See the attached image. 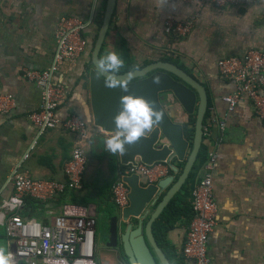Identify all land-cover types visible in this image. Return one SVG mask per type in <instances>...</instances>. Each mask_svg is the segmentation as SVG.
<instances>
[{"label":"crops","instance_id":"0c3cea01","mask_svg":"<svg viewBox=\"0 0 264 264\" xmlns=\"http://www.w3.org/2000/svg\"><path fill=\"white\" fill-rule=\"evenodd\" d=\"M104 9L103 0H0V94L15 100L14 109L0 115V246L7 252L10 247L3 226L7 213L1 205L14 195L8 179L21 162L33 178L63 180V165L74 147L82 144L88 164L78 196L93 194L115 179L108 164L103 163L106 136L92 125L87 79L92 69L96 21ZM62 16L94 21L86 32L90 50L76 62L64 64L55 76V82L64 84L69 95L57 116L61 120L70 114L76 116L90 129L89 139L62 130L39 136L28 117L39 109L41 92L24 80V72L51 66L56 24ZM191 16L196 21L189 36L175 38L163 33L164 20ZM102 49L100 57L107 51L126 52L133 69L157 61L172 62L205 86L209 105L204 124L209 133L203 136L202 144L217 157L214 190L218 215L208 241L211 264H264V121L248 101L229 112L222 98L236 86L222 78L217 69L221 58L242 55L249 49L264 50V0L243 9L221 10L180 1L117 0ZM176 114L179 121H188V127L194 128L196 112L188 116L179 107ZM221 121L226 124L223 131ZM206 157L198 154L184 183L182 193L188 202L205 173ZM173 174L175 178L179 175ZM99 211L106 218L110 212ZM188 225L183 214L179 215L160 241L171 264H193L182 255Z\"/></svg>","mask_w":264,"mask_h":264},{"label":"built area","instance_id":"2783aa9c","mask_svg":"<svg viewBox=\"0 0 264 264\" xmlns=\"http://www.w3.org/2000/svg\"><path fill=\"white\" fill-rule=\"evenodd\" d=\"M183 2L197 7L215 9H243L257 0H166ZM196 17L182 20L166 19L163 33L175 38L189 36L193 32ZM94 21L84 22L74 16H62L55 29L56 51L51 66L42 71L27 70L24 80L34 85L41 92V103L37 111L29 114V120L37 128L39 136L51 130H62L76 138H90V129L76 116L70 114L61 120L57 113L68 100V90L64 84L55 82V76L66 63H74L86 55L91 42L86 32ZM219 75L235 83V90L225 95L222 100L229 112L242 101H248L254 107L256 115L264 121V50L249 49L242 55H233L217 61ZM15 107L11 95L0 94V115H8ZM225 122L219 123L220 130L225 129ZM209 128L203 125V136ZM88 138V139H89ZM29 156L26 157V160ZM172 162L163 161L146 165L140 159L121 165L117 157L115 179L109 187L111 202L117 212L128 207L129 188L124 177L136 175L144 187L157 184L172 173ZM24 161L15 167L8 182L14 189L12 197L22 203L11 208L2 203L7 217L3 223L8 245L14 264H53L61 259L66 264H98L96 250V218L98 204L94 195L89 203L80 202L83 177L88 159L83 145L77 144L70 158L62 167L63 180L36 179L24 171ZM217 157L214 151L208 153L205 173L192 189V218L188 225L182 255L191 259L193 264H211L208 252L209 235L217 223L218 204L214 190V171ZM69 193L77 198L70 201ZM11 197V198H12ZM10 198V199H11ZM26 198H32L40 206L29 211ZM97 198V197H96ZM10 199L8 201H10Z\"/></svg>","mask_w":264,"mask_h":264},{"label":"water","instance_id":"95a60500","mask_svg":"<svg viewBox=\"0 0 264 264\" xmlns=\"http://www.w3.org/2000/svg\"><path fill=\"white\" fill-rule=\"evenodd\" d=\"M117 0H106L103 22L97 34L92 55V69L87 79L92 125L102 134L109 135L113 128L120 97H140L163 113L158 123L135 142L126 143L123 153H117L121 165L133 163L134 159L146 165L172 162V170L179 173L146 187L139 177H124L129 188L130 204L121 213L115 208L107 214L108 230L104 249H119L130 264H171L154 234V223L170 201L182 188L197 160L202 140L205 115L208 111V93L205 86L186 70L172 62H152L131 70L126 92L106 87L105 77L96 70L95 61L101 50L115 11ZM126 73V72H125ZM124 74H116L123 78ZM158 77V83L153 78ZM196 120L192 139L188 137L187 122L177 118L178 108ZM177 162L184 163L183 168ZM180 171V172H179ZM117 254V253H116ZM119 256V255H118Z\"/></svg>","mask_w":264,"mask_h":264},{"label":"clouds","instance_id":"9594fccd","mask_svg":"<svg viewBox=\"0 0 264 264\" xmlns=\"http://www.w3.org/2000/svg\"><path fill=\"white\" fill-rule=\"evenodd\" d=\"M96 70L105 77L106 87L117 88L126 92L128 81L133 77L131 70L127 71L123 78L116 73L123 67L124 61L118 50L107 51L95 61ZM159 78L154 77L153 82L158 83ZM163 113L153 108L140 97L123 95L120 97L116 115L113 117L114 128L104 139V146L110 153H123L126 143L135 142L138 138L147 134L148 130L162 118ZM22 201L12 197L5 204L11 208L19 206ZM0 264H14L11 253L5 247L0 246ZM53 264H66L61 259Z\"/></svg>","mask_w":264,"mask_h":264},{"label":"trees","instance_id":"16d2710c","mask_svg":"<svg viewBox=\"0 0 264 264\" xmlns=\"http://www.w3.org/2000/svg\"><path fill=\"white\" fill-rule=\"evenodd\" d=\"M103 3L106 4V0H103ZM102 22H103V13H101L98 20L96 21L97 34L99 32ZM96 37L97 36H95V40H96ZM102 52H103V49L101 50V54ZM121 57L124 61V65L119 70V72L116 74H124L125 72L129 70H133L132 63L130 59L128 58L126 52L121 54ZM166 60L169 61V59H166ZM206 116H208V112ZM192 125H194L193 119H191V126ZM187 128H188V137L192 139L194 128L193 127L189 128L188 125H187ZM208 153H209L208 147L205 144H202L200 151H199V155L202 157H205L208 155ZM105 156L107 158V164H108L110 173H114L115 175L116 166H117V153H110V152L105 151L103 154V158H105ZM176 165L181 170L184 166V163L177 162ZM172 173H174L173 170H172ZM109 187H110L109 184L105 186L101 185V187L97 190V192L93 193L94 200L97 201V204H98L97 206L98 210L100 208V209H105L106 211H109V210L111 211L113 210V208H115L113 203H110ZM184 187L185 186L183 185L182 188ZM182 188L177 192V194L170 201V203L165 208L161 216L154 223V234H155V238L157 242L159 243V245H160V241H162L166 228L172 226L175 218L183 214V216L187 219L188 224L192 218V214H193L192 202H188L186 200L185 195L182 193ZM88 197H89L88 195H84L81 198L82 200L80 202H82L83 204L89 203L91 201L90 200L91 198H88ZM69 198H70V201H73V202L77 201V198L73 195V193H69ZM25 202H26V207L29 209V211H33L34 209L40 206V203L35 201L32 198H26ZM115 258L117 257L115 256ZM113 261L115 262L114 259Z\"/></svg>","mask_w":264,"mask_h":264},{"label":"rangeland","instance_id":"374dc122","mask_svg":"<svg viewBox=\"0 0 264 264\" xmlns=\"http://www.w3.org/2000/svg\"><path fill=\"white\" fill-rule=\"evenodd\" d=\"M107 137V135H105ZM108 152V151H107ZM104 165L107 163V158L105 156ZM108 230V220L103 211H99L97 213L96 218V250H97V262L98 264H109V262H113L114 256L112 254L107 253L104 249L105 239L107 237ZM112 264V263H111Z\"/></svg>","mask_w":264,"mask_h":264},{"label":"flooded vegetation","instance_id":"af4514ba","mask_svg":"<svg viewBox=\"0 0 264 264\" xmlns=\"http://www.w3.org/2000/svg\"><path fill=\"white\" fill-rule=\"evenodd\" d=\"M106 252L107 253L109 252V254L114 255V260H115V262L113 261L114 264H130L129 259L126 256L122 255L121 254L122 252L119 249H110L107 250ZM115 256L117 258H115Z\"/></svg>","mask_w":264,"mask_h":264}]
</instances>
